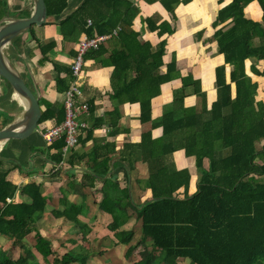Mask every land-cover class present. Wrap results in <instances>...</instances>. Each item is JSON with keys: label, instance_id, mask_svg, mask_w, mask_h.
<instances>
[{"label": "trees", "instance_id": "16d2710c", "mask_svg": "<svg viewBox=\"0 0 264 264\" xmlns=\"http://www.w3.org/2000/svg\"><path fill=\"white\" fill-rule=\"evenodd\" d=\"M68 1L46 0L49 17L62 16ZM144 1H160L174 20L176 8L192 2ZM255 1H259L264 10V0H233L219 11L213 24L215 29L228 21L231 25L217 29L214 34L224 64L216 68L217 99L211 108L201 81L180 75L176 55L162 73L167 39H162L156 46L139 39L140 32L133 25L140 10L131 0H84L74 12L59 21L65 40L71 42L80 40L82 34H109L119 27L107 60L102 58L106 51L104 44L89 51L102 65L114 68L111 99L116 105L109 115L118 112L121 104L138 102L141 122L151 121L152 128H163L160 137L154 138L152 130L145 131L139 143H126L121 150L122 159H136L148 165L149 178L145 188L152 194L148 201L137 206L129 189L121 190L115 177L104 181V197L99 207L113 217L111 230L118 243L130 246L126 258L131 261L139 250V259L131 261L132 264H179L180 260L190 261V264H264V146L258 147V143L264 141V101L258 99L259 82L246 70L248 61H253L252 72L264 77V71L256 64L264 61V24L245 15V8ZM0 9L1 20L10 10L6 0H0ZM30 14L28 12L26 16ZM142 20L160 38L176 30L167 21L158 24L152 18ZM33 28L34 25L29 32ZM21 40V36L15 38L14 45H21ZM54 47V43L42 46L44 61L46 53ZM54 65L60 73L67 71L70 78L59 79L58 84L68 87L69 81L74 79L71 69ZM227 66L233 68L229 79ZM176 78L181 79L182 87L174 92V98L164 107L163 114L153 119V99L161 95L163 85ZM8 87L7 98L13 94L9 84ZM191 92L197 95L199 103L186 107L184 100ZM49 112L50 109L43 113L40 122L48 119ZM90 135L91 131L87 139ZM55 144L63 158L66 136ZM180 149L185 150L188 158H195L199 172L198 191L192 196L188 194L190 171L178 170L174 161V153ZM109 162L106 157L96 163L95 168L101 166L103 172L94 169V173L106 178ZM181 189L185 190L183 198L177 196ZM18 190L20 188L8 180V172L1 170L0 235L13 240L22 253L18 259H12L10 252L0 247V264H42L37 253L45 264H87L90 254L79 249L64 255L63 259L56 257L51 263V258L56 255L54 245L40 233L36 234L35 250L31 248L26 238L33 233L37 219L48 207V199L43 196L40 186L29 184L21 190L23 195L31 198V204L9 203L8 199L13 200ZM117 190L120 195L112 196ZM82 208V205L69 204L65 212L58 215L79 223L71 215H78ZM130 210L141 222V237L134 244H131L135 239L133 231L119 232L133 216L129 214Z\"/></svg>", "mask_w": 264, "mask_h": 264}, {"label": "crops", "instance_id": "0c3cea01", "mask_svg": "<svg viewBox=\"0 0 264 264\" xmlns=\"http://www.w3.org/2000/svg\"><path fill=\"white\" fill-rule=\"evenodd\" d=\"M11 13L6 17L20 18V13L33 12V0H6ZM140 10L139 16L134 19V29L140 32L139 39L150 41L156 46L162 39H167L165 66L162 73L167 70V65L176 55L177 70L182 77L192 76L200 80L202 88L208 93L209 107L217 99L216 68L224 64L223 54L219 53L214 34L217 29L229 27L230 21L219 25L216 29L213 24L219 11L229 5L233 0H192L189 4H181L175 10L176 20L166 11L160 1L150 3L144 0H131ZM84 0H69L68 6L62 16L49 17L48 23L42 26L34 25L32 31L20 35L21 45L13 44L7 48L8 57L22 75L28 86L38 94L39 102L44 112H49L48 119L40 122L37 129L23 140L9 141L0 147V161L3 163L1 170L8 172V180L18 186L12 202L31 204L29 196L23 195L22 188L29 184L40 186L43 196L48 199V207L34 225L26 241L36 243V234L52 241L58 258L79 250H86L90 257L87 264H132L126 258L130 246L119 244L115 232L111 230L113 217L100 209L99 204L104 197V181L113 176L119 183L120 189L128 188L133 203L137 206L148 201L152 194L145 188V181L149 178L148 165L142 161L121 158V150L126 143H139L142 132L152 130L154 138L163 134V128H152V122L142 123L140 120V103H124L119 106L118 112L110 116L115 102L111 99L113 89L111 76L114 68L104 66L87 52L85 57L84 74L82 80V102L89 105V113L83 114L79 120L80 126L78 144L65 157L61 158V151L56 144L61 138L49 143L43 137V131L48 128L63 124L66 120V95L69 86L60 87L59 79H69L68 73L56 70L54 63L61 67L71 69L77 54L79 40L66 41L62 34L59 21L61 18L74 12ZM29 7V11L27 8ZM246 18L264 24V10L259 1L251 3L245 8ZM143 18H152L158 24L167 21L176 30L173 34H165L160 38L158 33L151 31L143 22ZM1 19V20H2ZM0 20V21H1ZM83 35V34H82ZM81 35V37H82ZM80 37V38H81ZM17 38V37H16ZM79 38V39H80ZM115 37L104 43L106 48L103 59L110 57L115 44ZM260 43V39L256 40ZM54 43L55 47L44 54L42 46ZM88 55V57H87ZM253 61H248V74L259 82L258 99L264 101V77L256 76L252 72ZM260 71H264V61L256 63ZM233 70L227 66V78ZM182 87L180 78L173 79L162 86L161 95L152 101V118H159L164 107L174 98V92ZM234 89V85H233ZM4 81L0 82V129L16 120L23 112L24 107L12 94ZM186 107L196 106L199 99L192 92L184 100ZM63 110V111H62ZM64 112V113H63ZM101 119H105L102 122ZM91 131L87 139L88 132ZM263 143L264 141L259 142ZM258 143V144H259ZM262 146V147H263ZM106 157L110 159V171L106 178L96 173L103 172V167L95 168L96 163L102 162ZM174 161L178 170L188 169L191 174V186L188 194L194 195L192 186L198 183L199 173L196 168L195 158H188L185 150L180 149L174 153ZM208 168V162L205 161ZM140 182V183H139ZM181 189L177 196H185ZM120 191H114L112 196H119ZM67 202V203H65ZM69 204L82 205L78 215L60 217ZM123 224L121 231H133L134 244L141 237V222L137 221L136 213ZM0 243H13L9 237L0 235ZM33 244V247H34ZM13 248L10 247L9 252ZM7 249V248H6ZM20 249V248H19ZM21 250V249H20ZM33 250H35L33 248ZM85 252V254H86ZM138 253V252H136ZM18 254V258L20 257ZM135 255V254H134ZM16 258V259H18ZM86 258V257H85ZM15 259V258H14ZM55 259L52 261L54 263ZM183 260L179 261L182 262ZM42 264H45L43 261ZM76 264H82L78 262Z\"/></svg>", "mask_w": 264, "mask_h": 264}, {"label": "water", "instance_id": "95a60500", "mask_svg": "<svg viewBox=\"0 0 264 264\" xmlns=\"http://www.w3.org/2000/svg\"><path fill=\"white\" fill-rule=\"evenodd\" d=\"M34 9L28 17H6L0 21V80L9 84L15 99L21 98L24 107L22 114L12 123L0 129V145L9 141L23 140L38 127L42 118V109L38 94L28 86L22 75L11 63L7 48L13 40L27 32L33 25L48 23L49 11L46 0H33Z\"/></svg>", "mask_w": 264, "mask_h": 264}, {"label": "built area", "instance_id": "2783aa9c", "mask_svg": "<svg viewBox=\"0 0 264 264\" xmlns=\"http://www.w3.org/2000/svg\"><path fill=\"white\" fill-rule=\"evenodd\" d=\"M91 23V21H89ZM119 27L114 29L109 34H99L88 36L84 34L79 40L76 57L71 65L73 81L66 95V120L63 124L57 125L43 131V137L49 143L55 142L57 139L66 136V145L63 153L66 155L78 144L80 126L83 125L79 117L89 113V105L82 102V80L85 77L84 65L87 52L91 49H98L101 45L107 42L110 38L117 35ZM8 202L12 200L8 199Z\"/></svg>", "mask_w": 264, "mask_h": 264}, {"label": "rangeland", "instance_id": "374dc122", "mask_svg": "<svg viewBox=\"0 0 264 264\" xmlns=\"http://www.w3.org/2000/svg\"><path fill=\"white\" fill-rule=\"evenodd\" d=\"M27 11H29V7L27 8ZM0 12L2 13V10L0 9ZM8 13H11V11L9 10V12ZM28 14V12L27 13H20V14H18L19 16H22V17H27L26 15ZM0 82H1V80H0ZM8 86V85H7ZM214 87H216V84H215V86ZM9 88V87H8ZM10 90V89H9ZM262 146H263V143H259L258 144V147L261 149L262 148ZM199 173V172H198ZM197 188H198V183H195V184H193V186H192V191H195V190H197ZM33 244L34 243H29V245L31 246V248L33 249L34 247H33ZM13 246V248L11 249V251H10V254H11V258L13 259V258H18V254L19 253H22V250H20L19 249V247H16L13 243H0V247H3V248H7V250L9 251L10 250V247H12ZM141 250V249H140ZM137 252H139V250L137 251ZM37 257H38V259H39V261L41 262V263H43V260H42V257H41V255L40 254H38L37 253ZM57 257V255H54V257H52L51 258V263H52V261L55 259ZM139 259V257H138V253H135V255H134V257L132 258V260L131 261H137ZM180 264H190V261H187V260H183L182 262H180Z\"/></svg>", "mask_w": 264, "mask_h": 264}, {"label": "bare ground", "instance_id": "6f19581e", "mask_svg": "<svg viewBox=\"0 0 264 264\" xmlns=\"http://www.w3.org/2000/svg\"><path fill=\"white\" fill-rule=\"evenodd\" d=\"M17 99H18L19 101H22V100H20L21 98H20V99H19V98H17ZM0 147H2V145H0Z\"/></svg>", "mask_w": 264, "mask_h": 264}]
</instances>
